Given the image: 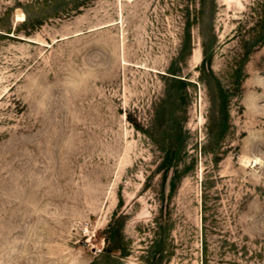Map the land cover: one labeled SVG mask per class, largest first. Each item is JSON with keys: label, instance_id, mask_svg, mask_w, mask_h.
<instances>
[{"label": "rangeland", "instance_id": "rangeland-1", "mask_svg": "<svg viewBox=\"0 0 264 264\" xmlns=\"http://www.w3.org/2000/svg\"><path fill=\"white\" fill-rule=\"evenodd\" d=\"M0 264H264V0H0Z\"/></svg>", "mask_w": 264, "mask_h": 264}, {"label": "bare ground", "instance_id": "bare-ground-1", "mask_svg": "<svg viewBox=\"0 0 264 264\" xmlns=\"http://www.w3.org/2000/svg\"><path fill=\"white\" fill-rule=\"evenodd\" d=\"M23 18V17H22Z\"/></svg>", "mask_w": 264, "mask_h": 264}]
</instances>
